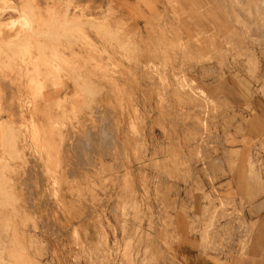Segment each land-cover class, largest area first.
I'll return each mask as SVG.
<instances>
[{
  "label": "rangeland",
  "instance_id": "1",
  "mask_svg": "<svg viewBox=\"0 0 264 264\" xmlns=\"http://www.w3.org/2000/svg\"><path fill=\"white\" fill-rule=\"evenodd\" d=\"M160 263L264 264V0H0V264Z\"/></svg>",
  "mask_w": 264,
  "mask_h": 264
},
{
  "label": "bare ground",
  "instance_id": "2",
  "mask_svg": "<svg viewBox=\"0 0 264 264\" xmlns=\"http://www.w3.org/2000/svg\"><path fill=\"white\" fill-rule=\"evenodd\" d=\"M92 5V4H91ZM95 6V5H94ZM93 6V7H94ZM90 33V32H89ZM237 40V39H236ZM242 49V48H241ZM247 49V48H246ZM247 51V50H246ZM255 53V52H254ZM105 57V56H104ZM103 62V61H102ZM229 66V65H228ZM10 73V72H9ZM7 75V74H6ZM12 75V74H11ZM8 76H9V74H8ZM14 76V75H13ZM259 79V78H258ZM8 80V79H7ZM16 81V80H15ZM107 81H108V79H107ZM2 82V81H1ZM103 82V81H102ZM17 84V83H16ZM106 84V83H105ZM7 85V84H6ZM20 85V84H19ZM9 87V86H8ZM11 88V87H10ZM110 88V87H109ZM23 89V88H22ZM13 90V89H12ZM15 90V89H14ZM113 90V89H112ZM11 91V90H10ZM108 91V90H107ZM15 92V91H14ZM103 92V91H102ZM6 93H8V92H6ZM11 93V92H10ZM13 93V92H12ZM9 94V93H8ZM5 95H7V94H5ZM23 96V95H22ZM98 96V95H97ZM114 96V95H113ZM10 97V96H9ZM24 97V96H23ZM109 99V98H108ZM8 100V99H7ZM114 100V99H113ZM14 101V100H13ZM5 102V101H4ZM3 102V103H4ZM76 102V101H75ZM104 102V101H103ZM108 102V101H107ZM105 103V102H104ZM11 105V104H10ZM106 106V105H105ZM107 107V106H106ZM14 108V107H13ZM110 108V107H109ZM105 109V108H104ZM14 110V109H13ZM98 111H99V109H98ZM100 112V111H99ZM70 115V114H69ZM85 115V114H84ZM83 115V116H84ZM82 116V117H83ZM94 118V117H93ZM88 119V118H87ZM96 119V118H95ZM75 122V121H74ZM191 122V121H190ZM196 122V121H195ZM83 123V122H82ZM95 123V122H94ZM84 124V123H83ZM82 124V125H83ZM196 124V123H195ZM75 125V124H74ZM97 127V126H96ZM77 128V127H76ZM78 130V129H77ZM96 130V129H95ZM82 130H80V132H81ZM86 132V131H85ZM93 132V131H92ZM98 133V132H97ZM105 133V132H104ZM87 134V133H86ZM88 134H90V133H88ZM41 135V134H40ZM98 135V134H97ZM70 136V135H69ZM101 136V135H100ZM83 137V136H82ZM89 137V136H88ZM84 138V137H83ZM86 138H87V136H86ZM98 138V137H97ZM102 139V138H101ZM110 139V138H109ZM68 141H69V139H68ZM70 142V141H69ZM92 142V141H91ZM97 143V142H96ZM68 145V144H67ZM110 145V144H109ZM96 146V145H95ZM91 148V147H90ZM114 148V147H113ZM91 149H93V148H91ZM83 151V150H82ZM86 151H87V149H86ZM105 151V150H104ZM84 152V151H83ZM95 153V152H94ZM109 153V152H108ZM82 154V153H81ZM87 154V153H86ZM101 155V154H100ZM43 156V155H42ZM67 156V155H66ZM36 160V159H35ZM71 160V159H70ZM93 160V159H92ZM37 162V161H36ZM93 162V161H92ZM214 162V161H213ZM220 163V162H219ZM130 166V165H129ZM38 169H39V167H38ZM45 173V172H44ZM77 173V172H76ZM137 173V172H136ZM39 175V174H38ZM43 177V176H42ZM136 181V180H135ZM27 184V183H26ZM28 186V185H27ZM139 188V187H138ZM46 193V192H45ZM35 194V193H34ZM42 203V202H41ZM25 205V204H24ZM29 205V204H28ZM43 205V204H42ZM24 207V206H23ZM30 207V206H29ZM87 209V208H86ZM49 214V213H48ZM95 220V219H94ZM45 221V220H44ZM83 222V221H82ZM81 222V223H82ZM61 224V223H60ZM94 225V224H93ZM61 231V230H60ZM70 235V234H69ZM71 235H73V234H71ZM29 237V236H28ZM73 237V236H72ZM93 237V236H92ZM42 238V237H41ZM95 239V238H94ZM91 240V239H90ZM87 241V240H86ZM37 242V241H36ZM81 242H82V238H81ZM31 245V244H30ZM41 245V244H40ZM34 248V247H33ZM37 249V248H36ZM41 249V248H40ZM39 249V250H40ZM86 251V250H85ZM43 252V251H42ZM46 252V251H45ZM44 256V255H43ZM160 262V261H159ZM58 263H59V261H58ZM161 264V263H160Z\"/></svg>",
  "mask_w": 264,
  "mask_h": 264
}]
</instances>
